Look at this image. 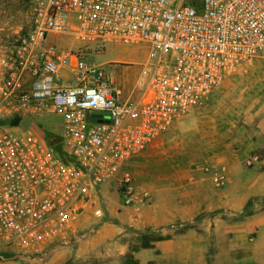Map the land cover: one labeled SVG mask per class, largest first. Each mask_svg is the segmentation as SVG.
Segmentation results:
<instances>
[{"label":"built area","instance_id":"1","mask_svg":"<svg viewBox=\"0 0 264 264\" xmlns=\"http://www.w3.org/2000/svg\"><path fill=\"white\" fill-rule=\"evenodd\" d=\"M27 4L28 23L0 59V245L31 252L63 240L109 180L131 203L128 162L264 49V0ZM107 42L144 51L126 90L119 66L134 63L87 59ZM46 115L60 116V131L46 136L36 122L31 127L35 116ZM55 137L59 142L51 145ZM259 161L253 152L244 163ZM206 170L224 184L221 170Z\"/></svg>","mask_w":264,"mask_h":264},{"label":"crops","instance_id":"2","mask_svg":"<svg viewBox=\"0 0 264 264\" xmlns=\"http://www.w3.org/2000/svg\"><path fill=\"white\" fill-rule=\"evenodd\" d=\"M24 18L25 14L19 8L4 16L3 20L0 19V59L11 46L10 35L25 25ZM245 67L242 72L225 79L210 94L211 99L219 98L223 101L229 98L233 85L237 88L236 110L220 116L227 123L226 130L219 133L213 129L205 135L196 132L194 138H191L196 147L190 148L188 140L184 141L182 137L183 133H179L182 130L181 124L173 123L128 162L127 169L133 176L135 188L148 191L149 202L137 200L122 208L108 203L105 212L109 220L102 223L97 217L85 214L96 228L93 234L77 242L74 251H53L46 258L28 264H63L68 257L73 264L85 261L95 264H205L206 247L199 242L204 241L207 235L197 233L191 227L183 231H176L173 227L194 221L204 211L228 209L234 214L244 208L246 197L243 192L239 194L233 191L236 190L233 187L220 190L207 186L205 174L209 178L210 175L201 170L205 163H229L232 156L229 145L233 140L241 142L244 147L238 158L245 155V159L256 152L260 154V162L264 161V49ZM43 131L57 132L53 128H43ZM179 134L182 145L174 148L172 139L179 137ZM209 136L216 138L215 144L206 138ZM225 137L229 138L228 142H225ZM229 171L227 179L228 176L232 179L234 173ZM217 218L208 219L216 220L215 224L221 225ZM251 218L246 222L248 228L255 225L264 227V212L252 214ZM146 229L160 231L166 236L152 238L149 244L144 245L142 233ZM259 231L261 235L264 228ZM226 251L218 250L216 258ZM263 255L264 250L261 249L252 254L257 259Z\"/></svg>","mask_w":264,"mask_h":264},{"label":"rangeland","instance_id":"3","mask_svg":"<svg viewBox=\"0 0 264 264\" xmlns=\"http://www.w3.org/2000/svg\"><path fill=\"white\" fill-rule=\"evenodd\" d=\"M19 8H22L25 14L26 22L23 27H25L28 23V4L27 0H0V19L3 20L4 16H8L9 14L17 11ZM22 27V28H23ZM21 28V29H22ZM20 29V30H21ZM19 30V31H20ZM18 31V32H19ZM10 35V44L13 42L14 37L17 33ZM1 36V35H0ZM63 44L70 43V45L76 47L78 44L77 41H63ZM259 54V53H258ZM258 54L253 55L247 59H244L234 71L229 73L226 77L222 79L220 83L216 85V87L211 91V93L219 87V85L227 78H230L232 75H235L245 68L246 65L251 62V59L258 56ZM87 59L93 60L94 62L104 63L108 61H122L127 63H134V65L130 67L124 66L121 64L119 66L120 69V77L122 78V82L125 85V90L131 86L134 81L136 67L135 65L138 61H142L144 59V51L140 49L139 45L136 44H123L116 42H107L106 47L102 52L94 56H87ZM105 68L111 71L113 75L116 76V72L114 68L105 64ZM230 88V96L229 98H224L223 101L221 99H211L210 94L197 106L192 110V114L182 117L174 122V125L180 123L182 126V130L179 133H183L184 141L188 140V147L195 148L196 143L191 140L196 135V132L210 134V130H217L219 133H222L223 130H226L227 123L226 121L221 120L222 114H226L229 111H235V100L237 95V88L235 85ZM197 114V115H196ZM221 116V117H220ZM33 123L31 127L37 123V126H41V128H53L56 131L61 130V118L59 115H46V116H35L33 119ZM173 124V123H172ZM53 131H47V134H52ZM236 132H234L235 135ZM201 134V135H202ZM186 136V137H185ZM173 137V136H172ZM171 137V138H172ZM181 135L179 137H174L171 142L172 147L181 146L182 143L180 141ZM211 143L216 142L215 137H206ZM225 142L229 141V138H224ZM184 144V143H183ZM229 147L232 150V156L230 157L229 163L226 161H221L217 163H205L203 166V173H208V170L211 169H219L224 173L225 181L221 186L216 185L211 178L205 174V179L207 181V186H212L214 189L224 190L225 188L233 187V191H238L239 194L243 192L246 197V203L244 208L240 212H236L234 214L230 213V211L224 209H217L213 211H204L200 213L194 221L184 224L177 225V227H173L176 231H183L187 228H195L197 233H204L207 235V238L199 242L200 244L205 245V264H264V257L254 258L252 256L254 251L264 250V233L259 229L264 227L255 226H247L246 222L250 221L252 214H259L264 212V161L262 162H254L251 165H246L244 163L243 156L238 158L240 154L244 151V147L241 142L237 140H233ZM175 151V149H173ZM248 154V153H246ZM262 154H264V150H262ZM233 171L234 176L232 179H227V171ZM229 171V172H230ZM229 175V174H228ZM135 188L134 198L131 201H147L149 202V198L143 197L140 193L142 190H138ZM144 191V190H143ZM115 205L118 208H122L124 205L123 198L121 197V187L116 180H109L103 183L99 191L97 193V199L94 203H92L88 208L82 212L76 219L75 228L69 230L66 234V237L63 240L53 241L52 243L44 246L39 251H31L25 252L19 247L12 245H0V264H28L32 261H40L46 258L53 251H66L71 249L75 250L77 242H80L86 239L90 234L94 233V229L96 228L91 224L90 221L87 220L85 214L92 215L99 219V222L102 223L104 221H108L109 218L105 212L106 204ZM130 203V204H131ZM100 207L102 209V214L98 215L94 213V209ZM218 212H222L220 216H218ZM243 213H249L248 215H243ZM219 217L218 222H221V225H216L215 221L212 219H208L209 217ZM233 223V224H232ZM236 226H235V225ZM149 232V233H147ZM149 234V235H148ZM154 234V236H151ZM168 235V234H167ZM166 234H161L160 231H152L150 229H146L142 233V242L144 244H149V240L152 238H162L165 237ZM261 238L259 239V237ZM226 249V253H222V256L216 258V253L218 250ZM264 256V255H263ZM132 260V259H128ZM257 260L258 263L256 262ZM95 264V262H83L82 264ZM63 264H73L71 259L68 257L64 260Z\"/></svg>","mask_w":264,"mask_h":264},{"label":"water","instance_id":"4","mask_svg":"<svg viewBox=\"0 0 264 264\" xmlns=\"http://www.w3.org/2000/svg\"><path fill=\"white\" fill-rule=\"evenodd\" d=\"M29 121H30V117H25V118H22L20 120V126L25 129L27 127V125L29 124ZM59 142V138L55 137L53 138L52 140H50V144L51 145H55Z\"/></svg>","mask_w":264,"mask_h":264},{"label":"trees","instance_id":"5","mask_svg":"<svg viewBox=\"0 0 264 264\" xmlns=\"http://www.w3.org/2000/svg\"><path fill=\"white\" fill-rule=\"evenodd\" d=\"M17 121H18V118H15L13 121H12V123L13 124H16L17 123ZM46 136H49V134H46ZM264 150V149H263ZM249 213H243V215H248ZM142 244H144L143 242H142ZM144 245H147V244H144Z\"/></svg>","mask_w":264,"mask_h":264}]
</instances>
